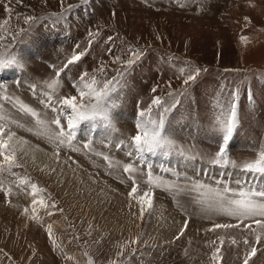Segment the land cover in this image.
Wrapping results in <instances>:
<instances>
[{"label":"rangeland","instance_id":"obj_1","mask_svg":"<svg viewBox=\"0 0 264 264\" xmlns=\"http://www.w3.org/2000/svg\"><path fill=\"white\" fill-rule=\"evenodd\" d=\"M69 4L75 7L64 13L65 19L52 24L50 14H59L62 5L67 8ZM25 16L44 19L33 25L31 32L17 34L29 27ZM90 32L99 33L91 46ZM0 36V53L16 54L23 61L22 67L0 71V114L6 121L23 125L8 124L16 137L21 135L41 145L53 157L39 162L19 152L18 163L23 167L14 171L44 189L37 199L43 196L49 204L55 201L57 209H63L61 213L37 205L39 219L33 220L30 195L18 193L6 198L0 191V264H77V260L83 264L85 251L95 264H109L117 259L120 246L137 236L138 244L125 248L128 264H210L211 252L217 246L221 248L220 264H241L250 249L243 244L239 248L231 245L229 237L242 240L248 235L253 243L255 237L240 229L208 231L215 223L236 220L202 211L194 203L195 194L153 188V207L145 211L143 219L134 202L130 211L127 193L131 181L122 165L137 161L126 155L127 148L117 150L115 144L129 142L135 134L138 112L148 107L153 96L166 101V106L179 100L167 113L168 135L178 149L199 155L191 161L176 152L167 157L148 156L154 174L181 187L190 186L184 176L213 185L223 179L235 187L237 176L229 177L228 173H238V169L210 165L200 156L208 157L218 150L216 104L229 103L233 90L239 95L235 101L237 126L227 146L229 158L241 163L255 158L264 148V0H0ZM109 36L113 39L107 42ZM78 48L88 52L82 63L61 74V87L54 99L76 95L73 83L80 73H91L101 61L107 65L109 79L119 70L124 73V83L112 97L111 126L97 122L93 127L92 122L82 121L74 141L80 151L65 147L57 159L53 145L36 135L42 129L35 118L19 109L16 98L35 109L41 119H53L55 114L41 103L43 93L51 91L43 82L54 76L51 65L62 67ZM108 48L114 49L112 55ZM132 50L142 56L130 68L112 63L114 55L126 60ZM196 68L200 69L196 80L185 84ZM32 84L37 85L35 92ZM152 88L157 91L153 93ZM169 91L174 95L169 97ZM156 111L154 106V115ZM62 124L66 126V120ZM86 142H91L92 151L83 148ZM96 152L110 156L113 167ZM0 179L8 185L14 178L5 174ZM141 188L147 185L141 183ZM25 207L29 208L27 214ZM48 211L53 214L47 215ZM185 220L188 228L181 236ZM49 224L53 225L52 238L46 230ZM220 237L225 239L223 245ZM256 246L260 251L250 264H264V243ZM68 256L74 259L68 260Z\"/></svg>","mask_w":264,"mask_h":264},{"label":"snow or ice","instance_id":"obj_2","mask_svg":"<svg viewBox=\"0 0 264 264\" xmlns=\"http://www.w3.org/2000/svg\"><path fill=\"white\" fill-rule=\"evenodd\" d=\"M19 3L20 0H17ZM86 2V0H85ZM75 5L69 4L67 8L62 5V10L59 14L51 13L52 24L59 23L62 19H65L64 13L71 11ZM5 10L9 11V6H5ZM44 17L37 16H25L24 23L29 27L19 29L17 34L23 32L25 34L32 31V26L43 20ZM247 20V17H245ZM4 23H7L5 21ZM99 36V33H89L88 44L91 46L93 41ZM159 38V37H158ZM3 36H0V40ZM15 39V36H13ZM112 37H108V41H112ZM242 40L246 37H241ZM106 42V43H107ZM2 47V46H0ZM88 49L80 51L79 48L74 51L62 67L51 65L54 76L49 81H44L46 89L43 95L45 100H41L45 108L51 109L55 114L51 120H44L40 118L37 111L28 105L20 102L18 98L17 103L19 109L35 118L36 125L42 130L36 132V135L47 139V141L53 145L55 151L54 155L58 159L61 149L67 147L72 151H80V148L74 147V141L76 138L77 126L82 121L92 122V126L96 127L97 122L103 126H111L110 109L114 107L112 97L114 94L118 95V89L122 87L124 81L122 77L124 73L117 71L116 75L111 79L108 78V72L106 71L107 65L101 61L98 68L94 69L91 73L83 71L80 73L78 80L73 83L76 95L58 96L55 99L53 94L56 93L61 87V74L65 70H70V66L79 65L82 63V58L85 57ZM108 53L112 55L114 49L108 48ZM142 54L134 50L131 51V55L122 60L120 56H113L112 63H122L125 68H130L135 62L141 59ZM23 61L16 54H8L5 56L0 53V71H6L10 68L22 67ZM184 72V69H181ZM193 74H190L185 79L184 83L194 82L200 69L196 68L192 70ZM30 88L37 90V85L32 84ZM153 93L157 91L156 88H152ZM169 97L174 93L169 91L167 93ZM238 90H233L230 94L231 100L227 104H221L217 102L216 107L219 110V114L215 116V129L220 135L218 150L214 155L204 157L200 156L202 160L206 159L210 165H216L220 167L231 166L233 169H238V173H228L229 177L236 175L237 178L234 181L235 187L231 186V182L223 179L215 180V184H206L200 180H192L191 178L184 176L183 178L190 181V186H179L174 182L167 181L163 177L154 174L153 164L147 158L148 156L163 155L167 157L172 152H176L182 159L186 161L195 160L199 154L189 155L188 150L177 148L174 141L169 137L166 121L167 113L176 108L179 100L173 103L171 106H166V101L162 100L159 96H153L150 104L146 109H142L138 112V118L135 122V134L129 139V142L125 144L124 141H119L115 144L117 150L127 148L126 155L130 158H134L137 162L124 163L122 165L123 172L127 174L128 179L131 181L130 190L127 193L129 198V210L133 207V202L139 205V217L143 219L146 210H151L153 207V188H164L166 191L186 192V194L192 195L194 203L199 205L204 212H214L218 215L234 218L236 223H215L208 229V231H215L216 229H240L242 233L247 232L255 237V243L250 241L248 235H244L242 240H238L236 237H229L230 244L239 248L241 244L245 247V254L242 257L241 264H250V261L260 251L256 246L264 243V148H262L255 158L237 163L235 160H231L227 153V146L230 138L237 126V104L236 98L238 97ZM8 99L7 96L4 97ZM156 108V114H153V108ZM62 120H66V126L62 124ZM8 124H15L17 127H23L16 120L7 119L3 114H0V176L7 174L14 178L8 185L5 184L3 179H0V191H3L5 197H10L18 193H25L31 196V210L32 219L38 220L36 215V206L40 208L56 209L63 212L62 208L57 209V204L52 201L49 204L43 196L37 199L40 193L44 192V189L38 187V185L31 181L28 176H17L14 171L16 168H22L23 165L18 163V153L23 150L24 144L27 141L16 139V132L12 131ZM27 131H32L31 128ZM110 147V145H106ZM83 148L92 151L91 142L83 144ZM26 154V153H25ZM95 155L102 156L105 161L108 162V167H113V162L110 156L104 153L96 152ZM116 166H120L117 162ZM170 171L169 169H164ZM55 171V169H52ZM174 175H179L173 173ZM223 175V174H222ZM137 176L145 177L143 181H138ZM251 177V179H241L240 177ZM252 181H258L253 183ZM141 183L146 184L147 188H141ZM13 186L16 188V192H13ZM30 189V191H29ZM50 195V194H49ZM24 214L29 212V208H24ZM51 211L47 212V215L51 216ZM133 216L135 212H131ZM188 228V220L183 222V227L179 230V235H183ZM53 225L47 226V232L49 237L52 238ZM179 238V237H177ZM139 236L130 238L124 244L120 246L119 251L116 252L117 259L109 261V264H128V257L125 255V248L129 244H138ZM225 242L224 237L219 238L220 245ZM55 240L53 244L55 246ZM215 245V241L211 242ZM135 249H133V252ZM221 248L215 247L211 252L210 264H220L222 259ZM83 257L86 259L83 264H95L93 257L87 252H83ZM68 260H73L71 256L66 257ZM77 264H81L77 260Z\"/></svg>","mask_w":264,"mask_h":264},{"label":"bare ground","instance_id":"obj_3","mask_svg":"<svg viewBox=\"0 0 264 264\" xmlns=\"http://www.w3.org/2000/svg\"><path fill=\"white\" fill-rule=\"evenodd\" d=\"M20 138H22L21 135L16 137L17 140H20ZM22 139H23V141H27V143L24 144L23 150L20 151L21 153H23V154L26 153V155H28L30 158H32L36 161H39V162L42 159H48L49 160L50 158L51 159L53 158L52 156H50L47 153L46 149L44 150V148L41 145H39L35 142H31L26 138H22Z\"/></svg>","mask_w":264,"mask_h":264}]
</instances>
